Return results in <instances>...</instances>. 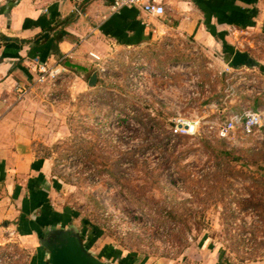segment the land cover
Returning <instances> with one entry per match:
<instances>
[{"label":"rangeland","instance_id":"rangeland-1","mask_svg":"<svg viewBox=\"0 0 264 264\" xmlns=\"http://www.w3.org/2000/svg\"><path fill=\"white\" fill-rule=\"evenodd\" d=\"M235 49L256 65L232 67ZM229 50L170 28L22 88L51 131L38 143L54 207L73 212L99 258H186L206 243L225 260L264 264V120L219 134L234 116L264 112V30L240 31ZM181 121L187 132L174 131ZM4 252L27 260L23 248Z\"/></svg>","mask_w":264,"mask_h":264},{"label":"crops","instance_id":"crops-1","mask_svg":"<svg viewBox=\"0 0 264 264\" xmlns=\"http://www.w3.org/2000/svg\"><path fill=\"white\" fill-rule=\"evenodd\" d=\"M151 1L163 5L160 18L136 7L112 13L113 0H0V251L20 247L28 254L24 264H46L40 238L51 227L71 224L73 215L54 207L58 184L38 143L51 131L20 94L38 76L36 60L58 70H85L107 50L144 46L170 28L229 52L235 34L264 30V0ZM72 225L85 240L86 230ZM206 248L186 258L130 264H237Z\"/></svg>","mask_w":264,"mask_h":264},{"label":"water","instance_id":"water-1","mask_svg":"<svg viewBox=\"0 0 264 264\" xmlns=\"http://www.w3.org/2000/svg\"><path fill=\"white\" fill-rule=\"evenodd\" d=\"M234 68L255 66L256 62L247 51L235 49L230 58ZM96 82V73H92L89 85ZM40 245L47 256L46 264H115L109 259L96 256L82 240L81 232L72 224L66 227H51L48 234L40 238Z\"/></svg>","mask_w":264,"mask_h":264},{"label":"built area","instance_id":"built-area-1","mask_svg":"<svg viewBox=\"0 0 264 264\" xmlns=\"http://www.w3.org/2000/svg\"><path fill=\"white\" fill-rule=\"evenodd\" d=\"M126 7H136L147 15L156 18H160L164 14L163 5L151 0H113L110 6V11L115 13ZM76 12L79 13V10L76 9ZM35 64L37 66L38 73L36 78L37 82L45 81L49 76H54L57 72L56 70H58L57 67L50 66L45 61L36 60ZM239 120H241L242 127L246 130V132H250L254 127L259 126L262 123V120H264V112L249 111L244 115V117L234 116L219 126V134L221 136H227L230 131L234 129L236 122ZM175 126V132L180 130L187 132L190 129L189 124L184 121L179 122ZM6 250H10V248ZM1 253H4V255H0V261H2V263L4 262V264H12V255L8 252H4V250H1L0 254Z\"/></svg>","mask_w":264,"mask_h":264},{"label":"trees","instance_id":"trees-1","mask_svg":"<svg viewBox=\"0 0 264 264\" xmlns=\"http://www.w3.org/2000/svg\"><path fill=\"white\" fill-rule=\"evenodd\" d=\"M122 263L130 264L131 260L128 261V257H125L121 260ZM133 264V263H132Z\"/></svg>","mask_w":264,"mask_h":264}]
</instances>
